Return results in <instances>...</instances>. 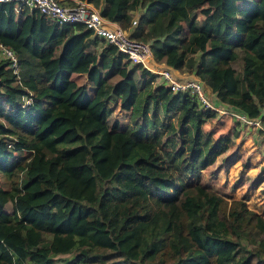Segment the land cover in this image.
Returning <instances> with one entry per match:
<instances>
[{
    "label": "trees",
    "instance_id": "1",
    "mask_svg": "<svg viewBox=\"0 0 264 264\" xmlns=\"http://www.w3.org/2000/svg\"><path fill=\"white\" fill-rule=\"evenodd\" d=\"M86 1L147 41L155 60L206 85L213 103L264 125V0ZM0 43L18 67L0 59V264H264V217L199 181L162 192L156 207L108 210L134 194L120 186L124 171L155 157L135 103L138 82L155 73L82 23L14 1H0ZM153 93L186 112L190 135L174 167L198 175L199 127L215 110L162 83ZM108 100L131 112L129 124L108 121Z\"/></svg>",
    "mask_w": 264,
    "mask_h": 264
},
{
    "label": "rangeland",
    "instance_id": "2",
    "mask_svg": "<svg viewBox=\"0 0 264 264\" xmlns=\"http://www.w3.org/2000/svg\"><path fill=\"white\" fill-rule=\"evenodd\" d=\"M195 10L200 23L202 15L198 12L199 7L196 6ZM139 11L137 8L133 15ZM189 38L193 42L200 39ZM234 67L239 69V63H234ZM181 73L192 76L191 73ZM135 77L138 79L137 75ZM72 78L77 84L83 83L90 89L84 74H72ZM162 82L159 75L144 86L138 82L135 98L137 105H145L143 123L148 139L155 146V157L151 163L138 164L124 171L126 184L121 182L123 185L120 186L132 190L134 194L122 203L113 201L108 210L113 214H123L128 210L126 204L138 207L146 201L156 207L165 198L160 196L162 192L171 194L181 183L199 181L227 200H243L247 208L264 217V125L246 123L235 115L231 107L213 103L214 95L200 81L202 94L215 107L216 114L204 119L199 127L198 175L181 174L174 164L185 153L190 126L183 109L156 99L153 88ZM108 106L109 122L117 120L121 126L129 124L130 111L120 109L111 100H108ZM0 179L2 186L7 187L1 175ZM5 209L9 211L10 203H6ZM63 256L58 255L57 258Z\"/></svg>",
    "mask_w": 264,
    "mask_h": 264
},
{
    "label": "built area",
    "instance_id": "3",
    "mask_svg": "<svg viewBox=\"0 0 264 264\" xmlns=\"http://www.w3.org/2000/svg\"><path fill=\"white\" fill-rule=\"evenodd\" d=\"M14 1L18 4H24L30 9H36L49 19L57 22L82 23L91 33L105 42L112 44L117 51L121 52L130 62L138 63L148 71L155 73L163 79L162 84L171 91H183L194 96L197 102L203 108L215 109L203 96L200 81L194 77H187L185 74L172 69L154 59L149 43L140 39L131 37L127 30L119 27L115 22L102 16L97 7L86 0H70L71 3L64 0H0ZM135 21L132 20L131 24ZM0 57L7 59V66L13 72H17V58L14 51L7 45L0 43ZM28 96H24L23 102H26ZM242 121L259 126L258 118H247L237 111H233Z\"/></svg>",
    "mask_w": 264,
    "mask_h": 264
},
{
    "label": "crops",
    "instance_id": "4",
    "mask_svg": "<svg viewBox=\"0 0 264 264\" xmlns=\"http://www.w3.org/2000/svg\"><path fill=\"white\" fill-rule=\"evenodd\" d=\"M206 89H208V90H209V88H208V87H206Z\"/></svg>",
    "mask_w": 264,
    "mask_h": 264
}]
</instances>
